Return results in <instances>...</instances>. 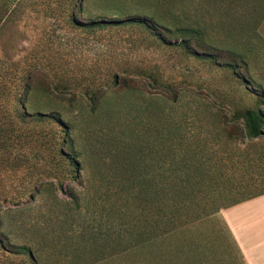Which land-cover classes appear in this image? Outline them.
<instances>
[{"label":"rangeland","instance_id":"374dc122","mask_svg":"<svg viewBox=\"0 0 264 264\" xmlns=\"http://www.w3.org/2000/svg\"><path fill=\"white\" fill-rule=\"evenodd\" d=\"M142 16L201 27L206 41L240 53L246 67L192 56L178 40L164 44L124 21ZM26 76L73 98L59 124L20 119ZM37 91L28 111L59 109L57 102L44 107L50 98ZM92 91L98 103L86 99ZM245 109L264 113V0L14 2L0 13L6 236L32 247L37 264L123 257L146 242L127 229L158 204L168 210L173 188L187 197L178 229L199 228L196 221L213 210L264 191V135L245 136L236 115ZM54 127L74 141L75 177L52 151ZM26 189L34 196L22 195ZM7 249L0 248V264H22L25 255Z\"/></svg>","mask_w":264,"mask_h":264},{"label":"trees","instance_id":"16d2710c","mask_svg":"<svg viewBox=\"0 0 264 264\" xmlns=\"http://www.w3.org/2000/svg\"><path fill=\"white\" fill-rule=\"evenodd\" d=\"M18 0H0V13H4L8 9L11 8V4ZM113 19V18H112ZM115 20V19H113ZM74 20V18H73ZM110 19L104 17L103 23H107ZM125 22H139L145 29H148L150 33L158 39L162 43H168L169 40L174 39L178 40V44L184 48L188 54L192 56H198L202 59H205L209 62L219 63L223 62V64L232 70H236L239 66L246 67V62L240 53H237L231 49L219 47L213 45L206 41V35L201 27H193L190 25L187 26H177L171 28L170 26L158 22L155 18H146L139 17V20H134L131 18H125ZM96 24L99 25L101 22L99 20L96 21ZM241 64V65H240ZM240 68V67H239ZM41 89V96L49 99L44 100L43 105L46 108L52 107V102H57L58 108L51 109L47 113L41 110L40 108H33V110H29L30 104L33 100H35V94L38 92L37 90ZM86 99L90 101L91 104L98 103V93L96 91H92L91 94L86 93ZM73 98L68 97L66 94L61 91L55 92L50 89V84L40 77L32 78L31 76H26L24 78L23 91L19 96V101L22 102L23 106L19 112L20 119L23 122H30L34 119L47 120L51 121L54 125L59 124L60 118L65 115V112H61L63 110L62 107L64 102L70 103ZM52 100V101H51ZM50 105V106H48ZM37 106V105H35ZM65 108V107H64ZM237 118H240L244 122L245 131L244 134L248 138H255L260 135H264V113L259 109H245L241 112H237ZM53 132L55 135V143L52 148V151L55 153L63 164H67V174L75 177V171L79 168L78 163L76 162V155L78 154L75 144L71 136L64 132L63 136L58 135V128L54 127ZM55 177H58L55 174ZM63 178L59 179L62 180ZM62 181L59 183L61 184ZM49 184H53V182H48ZM32 190L23 191L22 195L26 193L33 197ZM39 188L35 189V192H38ZM264 191L257 193L255 195L261 194ZM168 194L172 200V197L176 196L175 201H170L169 209L163 207V204L157 205V211L155 212H147L145 215H142V222H140L139 227L133 225L132 228L127 229V234L132 235L133 233L138 232L137 237H141L143 241H148L155 237H158L166 232L174 230L178 228L180 224H183L187 221H184V217L186 214L184 209V203L186 202V198L182 192H177L176 189H170ZM178 194V195H177ZM183 195V196H182ZM255 195H250L244 198H240L234 201L231 204L240 202L244 199L253 197ZM179 198V199H178ZM178 201V203H176ZM176 203V204H175ZM229 204V205H231ZM228 206V205H227ZM225 207V206H223ZM222 208V207H220ZM220 208L213 210L214 212L218 211ZM7 209L3 208L0 205V248L5 249V246L8 248L7 250L11 251L13 254H23L25 255L22 260V264H37V257L35 256L36 251L32 249V247L27 246L25 243H19L12 241L6 236L4 232V217L6 216ZM209 214V213H208ZM137 227V228H136ZM142 231H138V230ZM126 233V231L124 230ZM123 235V234H122ZM135 235V234H134ZM137 238V239H139ZM140 238V239H141ZM142 242V241H141Z\"/></svg>","mask_w":264,"mask_h":264},{"label":"crops","instance_id":"0c3cea01","mask_svg":"<svg viewBox=\"0 0 264 264\" xmlns=\"http://www.w3.org/2000/svg\"><path fill=\"white\" fill-rule=\"evenodd\" d=\"M196 223L192 231L176 228L95 264H264V192Z\"/></svg>","mask_w":264,"mask_h":264}]
</instances>
